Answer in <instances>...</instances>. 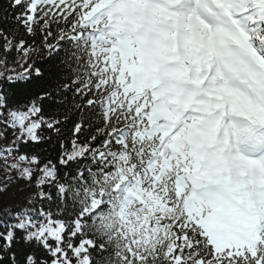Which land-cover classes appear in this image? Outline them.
Here are the masks:
<instances>
[{
	"label": "snow or ice",
	"instance_id": "snow-or-ice-1",
	"mask_svg": "<svg viewBox=\"0 0 264 264\" xmlns=\"http://www.w3.org/2000/svg\"><path fill=\"white\" fill-rule=\"evenodd\" d=\"M0 264H264V0H0Z\"/></svg>",
	"mask_w": 264,
	"mask_h": 264
}]
</instances>
